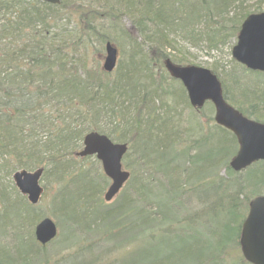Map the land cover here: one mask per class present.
I'll use <instances>...</instances> for the list:
<instances>
[{
    "label": "trees",
    "instance_id": "trees-1",
    "mask_svg": "<svg viewBox=\"0 0 264 264\" xmlns=\"http://www.w3.org/2000/svg\"><path fill=\"white\" fill-rule=\"evenodd\" d=\"M238 1L239 10L243 0H104L100 17L87 0H61L55 6L0 0V160L11 157H5L0 168L42 167L43 175L51 174L59 185L51 199L56 218L88 207L100 225L113 215L129 218L128 223L134 220L140 264H223L227 251L239 248L250 199L264 190V162L240 173L231 171L228 160L237 144L228 131L216 126L175 148L184 137L174 125L172 107L162 98L171 96L173 106L191 107L183 87L167 85L157 71L166 72V59L173 64L182 60L167 51L177 50L170 38L175 27L190 33L201 21L207 26L213 15L224 14ZM120 13L129 17L132 29H118L116 36L131 39L134 31L140 43L130 40L129 59L119 63L113 76L98 67L87 70L84 59L67 52L74 35L65 20L77 17L78 38L88 34L100 43H112L111 32L101 21L117 20ZM246 15L234 14L225 31L213 32L212 38L224 42L236 37ZM231 63L228 69H212L224 99L246 117L264 122V73ZM91 131L128 144L122 165L130 177L116 204L105 212L97 210L98 195L108 180L100 169V180H93L94 173L75 156L83 135ZM129 152L135 157L129 159ZM6 199L5 191H0L2 234L10 226L24 232V215ZM20 201L29 226L19 243L25 252L19 261V244L0 248V264H33L34 259L42 264L48 256L42 251L49 244L35 241L33 228L39 216L23 197Z\"/></svg>",
    "mask_w": 264,
    "mask_h": 264
},
{
    "label": "rangeland",
    "instance_id": "rangeland-1",
    "mask_svg": "<svg viewBox=\"0 0 264 264\" xmlns=\"http://www.w3.org/2000/svg\"><path fill=\"white\" fill-rule=\"evenodd\" d=\"M87 1L88 2L86 3L92 5V9L99 11L101 17L103 13L101 9L106 7L104 0ZM239 2L241 1L232 4L224 14L222 13L218 16L213 15L207 26H205L203 21L194 24L192 32L190 33L188 32L190 29L187 31L184 30L186 33H182L180 32L181 28L175 27L173 32H176V34H170V38L175 41L177 50L168 49L167 51L172 56H175V58L182 57V60L179 63L181 65L201 67L208 69L211 72L214 68L213 66H216L215 68L218 71L228 69L232 64L231 48L235 44L236 37L222 42L224 39L221 37L216 36L215 38H212L211 35L213 32L217 33L220 30L225 31L228 25V20H230L234 14L241 15L245 12L247 14L258 13L263 10V0H243L241 8L238 10L236 5H238ZM109 3L114 4V2ZM246 16L242 17L241 22ZM65 21L68 22V24L65 26H68L67 28L70 29L74 35V45H71V42L68 41L69 48L67 52H69L71 55H74L76 60L84 59V67L87 70H89V68L90 70H93L96 67L101 69L102 58L104 55V43H100L96 36L88 34L86 36L81 35V37L78 38V33L74 29L75 23L78 21L76 16L75 18L69 17ZM62 22H64V20ZM101 24L104 25L106 31L108 30L111 32L109 37L111 40H113L112 44L115 45L118 50V65L119 63L124 64L129 59L131 49L130 40L135 38V42L140 43V39L139 36L134 33V31V36H131V39H128L124 36H116V30L123 29L125 31L132 29L131 20L128 16L120 13L117 20L103 19ZM117 68L118 67H116L115 71ZM126 68L128 69V67ZM158 73L165 76L167 85H173L175 89H179V86H181L178 81H171L172 79L168 77L169 75L165 71L158 70L157 76ZM114 74H116V72L113 73L112 76ZM157 76H155L156 80ZM136 81L141 82L140 78H137ZM164 86L165 84H163V87ZM162 100L172 107L174 122H176L174 125H176V128L179 130V132L181 131L180 134H182V138L184 137L183 140H180L182 143L176 144L174 146L175 148H178V146L181 145H189L190 141L196 139L198 136H201L204 132L212 131V128H214L213 122L208 121L207 119V116L211 117L213 115V107L210 104H206L201 112H196L192 108H188L182 104L173 106V97L171 96H165L162 98ZM155 105H159L158 99L155 100ZM130 150L132 151L134 149L131 148ZM133 153L129 152V159L135 157ZM5 157L11 159L10 156H3V158L0 160V164H2ZM83 160L84 161L81 164L84 169L88 172H93L94 174L92 175V179L98 182L100 180L98 174L100 171L102 172L100 163L95 159V157H90ZM14 167L15 166H13V168L3 166L0 168V191H5L7 195L6 201L9 203H15L13 206L17 207L16 212L18 214L24 215V232H21L19 227L15 228L14 226H10L8 227L7 232L2 234V227L0 226V248L6 249L7 247H14L16 244H21V242L25 240L24 237L27 236L26 230L29 228L28 220L27 224L25 222L26 215L24 208L21 207L20 198L22 196L19 195L12 181L13 173L20 170V168L16 167L14 169ZM123 167L126 169L125 164H123ZM222 169L223 168H221L220 173H222ZM28 170L30 171L31 169ZM40 184L44 188V192L41 196L40 202L34 206L32 212L39 216V220L44 217L51 218L55 223L57 230L54 241L49 244L44 251H42L48 256L42 258L43 260L40 263L140 264V261L137 257L139 236L138 229L134 225V220L128 223V221H130L129 218H127V220H121L119 219L118 215H113L106 218L100 225L99 219H93L92 211L89 210L88 207L85 210H83L84 208L81 209L82 214L75 210L64 213L65 216L63 217L56 218L57 216L53 215V213H56L54 212L55 208L52 206L51 199L59 185L51 174L42 175ZM108 184L104 186L98 195L101 200L100 204H98L101 207H97V210L99 211H108L107 209L113 207L116 204L117 196L108 203H104L102 200V195L105 192ZM262 188H264V186H262ZM75 194L76 193H74V195ZM259 194H264V190L260 191L258 195ZM20 209L22 211H20ZM2 212V207H0V214H2ZM88 215H90V217ZM80 216L82 218L78 224L76 222L79 220ZM71 220L75 221L73 224L74 228L70 224ZM125 238L131 239L129 240ZM20 244L18 246V251L20 253L19 261L25 252V248ZM127 251H130V254H127ZM36 261L37 259H34L33 264H35ZM223 264L247 263L243 261L239 248L233 247L227 251Z\"/></svg>",
    "mask_w": 264,
    "mask_h": 264
},
{
    "label": "water",
    "instance_id": "water-1",
    "mask_svg": "<svg viewBox=\"0 0 264 264\" xmlns=\"http://www.w3.org/2000/svg\"><path fill=\"white\" fill-rule=\"evenodd\" d=\"M58 5L60 0H36ZM231 49V57L246 69L264 73V12L250 14L242 22ZM117 62V50L109 42L104 45L102 70L111 73ZM169 75L184 87L189 104L200 108L205 102L214 107V121L235 136L238 150L230 160L229 167L241 171L256 161H264V124L249 120L229 106L222 97L220 83L208 69L195 66H177L169 60L164 62ZM127 146L113 143L105 135L95 131L83 137L82 149L78 157L94 155L101 163L104 175L111 183L103 198L110 201L129 177L122 170L121 158ZM43 169L34 171L20 170L12 175L14 186L26 197L31 205H36L43 193L39 184ZM56 235V227L49 218H43L34 229L35 239L46 245ZM240 249L243 258L250 264H264V196L250 201L247 215L241 225Z\"/></svg>",
    "mask_w": 264,
    "mask_h": 264
}]
</instances>
